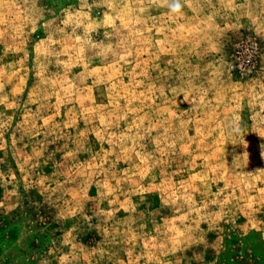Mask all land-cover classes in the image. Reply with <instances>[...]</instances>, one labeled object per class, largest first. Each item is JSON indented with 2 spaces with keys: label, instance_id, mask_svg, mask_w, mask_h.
<instances>
[{
  "label": "rangeland",
  "instance_id": "obj_1",
  "mask_svg": "<svg viewBox=\"0 0 264 264\" xmlns=\"http://www.w3.org/2000/svg\"><path fill=\"white\" fill-rule=\"evenodd\" d=\"M0 0V264H264V0Z\"/></svg>",
  "mask_w": 264,
  "mask_h": 264
},
{
  "label": "clouds",
  "instance_id": "obj_2",
  "mask_svg": "<svg viewBox=\"0 0 264 264\" xmlns=\"http://www.w3.org/2000/svg\"><path fill=\"white\" fill-rule=\"evenodd\" d=\"M168 6L173 13H178L181 10L180 0H169Z\"/></svg>",
  "mask_w": 264,
  "mask_h": 264
}]
</instances>
